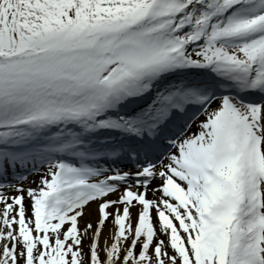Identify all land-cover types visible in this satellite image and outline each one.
Listing matches in <instances>:
<instances>
[{
  "label": "snow or ice",
  "instance_id": "6c2138e0",
  "mask_svg": "<svg viewBox=\"0 0 264 264\" xmlns=\"http://www.w3.org/2000/svg\"><path fill=\"white\" fill-rule=\"evenodd\" d=\"M0 264H264V0H0Z\"/></svg>",
  "mask_w": 264,
  "mask_h": 264
},
{
  "label": "bare ground",
  "instance_id": "6f19581e",
  "mask_svg": "<svg viewBox=\"0 0 264 264\" xmlns=\"http://www.w3.org/2000/svg\"><path fill=\"white\" fill-rule=\"evenodd\" d=\"M33 178H34L33 176H29V179H28V181H25V183H28V182H30V181H31Z\"/></svg>",
  "mask_w": 264,
  "mask_h": 264
},
{
  "label": "rangeland",
  "instance_id": "374dc122",
  "mask_svg": "<svg viewBox=\"0 0 264 264\" xmlns=\"http://www.w3.org/2000/svg\"><path fill=\"white\" fill-rule=\"evenodd\" d=\"M93 215H94V213H93ZM88 217L86 216L84 219H87ZM82 223H83V221H82Z\"/></svg>",
  "mask_w": 264,
  "mask_h": 264
}]
</instances>
